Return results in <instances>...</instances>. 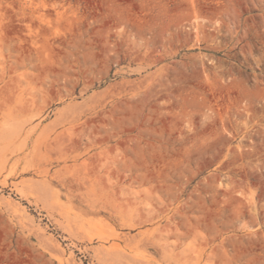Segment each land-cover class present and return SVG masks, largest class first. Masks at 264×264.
<instances>
[{
	"label": "rangeland",
	"instance_id": "rangeland-1",
	"mask_svg": "<svg viewBox=\"0 0 264 264\" xmlns=\"http://www.w3.org/2000/svg\"><path fill=\"white\" fill-rule=\"evenodd\" d=\"M0 264H264V0H0Z\"/></svg>",
	"mask_w": 264,
	"mask_h": 264
}]
</instances>
